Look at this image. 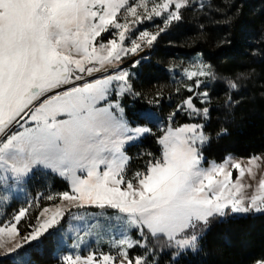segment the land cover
Returning a JSON list of instances; mask_svg holds the SVG:
<instances>
[{"label": "snow or ice", "instance_id": "snow-or-ice-1", "mask_svg": "<svg viewBox=\"0 0 264 264\" xmlns=\"http://www.w3.org/2000/svg\"><path fill=\"white\" fill-rule=\"evenodd\" d=\"M190 6V0H0V205L36 177H58L68 186L44 197L60 203L40 210L27 234L21 236L19 225L31 201L0 223V257L20 256L25 245L59 226L69 208L116 210L106 218L117 221L121 236L111 242L114 251L66 253L58 264H156L157 246L175 249L173 259L196 253L214 220L264 213V175L251 196L243 194L242 183L246 173L254 176L261 158H249L247 169L231 158L204 167L203 150L211 140L205 124L175 123L180 113L209 119V93L195 89L216 78L211 65L184 69L188 80H205L185 85L189 95L160 125L159 155L143 153V168L129 173L127 146L153 133L147 126L133 127L125 115L122 98L140 94L133 74L122 67L124 58L151 47ZM155 18L162 19L155 32L137 27ZM139 63L134 60L131 67ZM227 84L238 88L233 80ZM231 102L229 96L225 104ZM142 116L160 119L154 112ZM72 219L84 222L74 228L75 249L84 242L82 230L85 236L103 230L86 215ZM137 248L142 254L133 255Z\"/></svg>", "mask_w": 264, "mask_h": 264}, {"label": "trees", "instance_id": "trees-1", "mask_svg": "<svg viewBox=\"0 0 264 264\" xmlns=\"http://www.w3.org/2000/svg\"><path fill=\"white\" fill-rule=\"evenodd\" d=\"M201 4L186 9L182 20L159 36L149 64L143 63L146 70L140 76L149 77L150 85L143 87L135 80L133 87L148 89L161 79L160 84L173 92L168 83L169 70L164 67L168 57L184 62L199 59L211 65L216 78L204 84H208L206 90L211 98L205 105L209 108V119H193L205 123V132L211 137L203 150L206 163L221 162L230 153L242 158L264 154V0H207ZM196 79L205 80L194 77L185 80V84L192 85ZM228 80L235 81L238 88L230 89ZM204 85L195 90L202 92ZM179 89L173 95L177 100L174 107L189 95L186 87ZM229 96L232 102L225 104ZM125 99L138 107L150 106L127 95ZM196 103L199 106V100ZM177 116L178 124L191 122L184 113ZM156 136L149 135L139 145L129 148L132 172L143 168V153L159 155ZM45 180L42 179L45 185H41L37 178L31 179L29 193L35 196L48 188L51 193L68 190L67 184L58 177L49 176ZM201 248L202 251H188L173 259L174 249L157 246L156 264H256L264 260V213L214 220L201 239ZM51 249V242L44 240L40 252L32 251L30 264H57ZM135 254H142V250L137 248Z\"/></svg>", "mask_w": 264, "mask_h": 264}, {"label": "rangeland", "instance_id": "rangeland-1", "mask_svg": "<svg viewBox=\"0 0 264 264\" xmlns=\"http://www.w3.org/2000/svg\"><path fill=\"white\" fill-rule=\"evenodd\" d=\"M205 1L207 0H190L192 6L188 8H191L193 6H199L202 2ZM188 8L181 10L182 15L184 14L185 10ZM158 25H162L161 18H155L154 21H145L144 24L139 25L137 27L139 28L140 31L146 29L150 32H155L157 30ZM169 28L166 32H164L165 34L169 31ZM156 46H157V42L155 41L151 47L144 46L143 51L138 52L135 56L129 55L128 57L124 58V63L122 67L128 68L129 71L133 74L132 83L136 80L137 83L143 87L150 85L151 81L149 77L140 78V76L142 75L143 71L146 70L145 69L146 65H144L143 63L149 64V60L151 58L150 56L152 55ZM134 60H139L140 63L135 68H132L131 65ZM165 62L166 63L164 67L166 68V70H169V73H167L169 77L168 83L169 85L170 84L172 85L173 92L170 89H168L166 86L161 85L160 84L161 79H160L159 82L156 81L153 82L152 86L148 89L137 90L135 88L134 90L135 92H138L140 94L139 96L127 95L129 99H136L140 103L149 104L150 106L145 107V106H141V104H140L141 107H138V105L135 106V104L131 103L129 100L126 101L125 99L126 95L121 100V103L125 108V115L129 120V122L131 123V125L135 127L136 125L139 124L141 126L150 127L152 128V133H153L140 138L135 144L127 146V154L129 148H131L132 146L139 145L140 143H142L143 139L146 138L147 136L160 134V125L166 122L167 114L175 108L174 102L176 99L174 98L173 95L178 93L177 88L180 87L184 88L186 85L185 80H188L184 73V69L188 68L189 70H195L194 66L198 63H202L199 59H191L190 61L184 62L182 60L176 58H170V57L166 58ZM207 85L208 84L203 86L202 91H207L206 90ZM158 93L160 94L159 96L157 95ZM157 99L159 100V104L154 103V101ZM210 100L211 98L209 96V102ZM151 105L157 108H153L151 107ZM146 112H154L160 119L151 122L145 120L142 114ZM178 120L179 118L177 116L175 120L176 124H178L177 123ZM193 122L197 123L193 119H191V122L188 123H193ZM253 157H260L261 159L257 161L259 167L253 168L254 176H249L246 173L245 176L243 177L242 183L246 186L243 194L246 197L252 195L256 184L258 183L261 176L264 175V154H259ZM228 158H231L234 161H238L245 167V169H247L249 167L248 160L251 157L242 158L230 153L227 154L224 160L221 162L209 160L208 163H206V158L204 156L203 166L208 167L209 164L211 163L221 164ZM232 171H233L232 178L233 180H235L238 173L235 170ZM129 173L131 174L133 172L129 169ZM36 178L41 181V185H45L43 184L42 179L43 181H46L45 180L46 177L40 176ZM30 180H28L27 183L22 186L23 188L22 191L11 192L9 194L8 202L6 204L0 205V223H2L6 220L11 219L12 215L16 213L21 207H28L29 201L32 202V207L29 210L28 216L21 222V225H19L21 236L27 234V232L29 231V229L27 228V224L29 223V221L35 223V218L36 216L39 215L40 210H42L45 207H49V208L54 207L55 205L60 203L59 200L48 201L44 199L46 195L51 193L49 188L40 191V193H38L35 196L31 195L28 191V183L30 182ZM47 185L48 184H46V186ZM37 202L39 206L41 204L44 205L41 207L39 206L37 207ZM115 211L116 210L113 209L102 210L91 206L83 209L69 208L65 211V215L64 218L61 220V224L56 228L49 230L50 234H45V236L42 237L39 242H32L30 246L25 245L24 250L20 253V256L18 257H13V256L0 257V264H4L5 262L7 264H10L14 260H20V259L29 260L33 250H39V252L42 250V243L44 240L51 242L52 249L50 250V253L52 254V257L57 258V264H58V258L66 253H74L76 251H79V254L86 256L90 251H95L97 253L114 251V249H111V242L114 239L120 238L121 236L120 226L118 225L116 220L113 219L110 221L106 217L112 216L113 214H115ZM101 212L105 213V215H98ZM75 215H86L89 223H95L99 221V223L103 225V230L101 231L99 236L95 234L90 236H85L82 230L79 235L83 236L84 242L79 245L78 249H75L73 247L74 243L79 241V236H77L76 232L74 231V228L76 226H82L84 222L72 219V216ZM245 215L247 214L232 213L229 216L242 217ZM93 231L95 232V230ZM129 234L132 235L133 238H135L134 230L130 231ZM168 249H172V248H168ZM2 251L3 250L0 249V252Z\"/></svg>", "mask_w": 264, "mask_h": 264}]
</instances>
